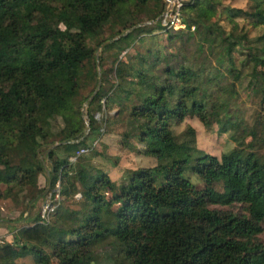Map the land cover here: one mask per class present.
Listing matches in <instances>:
<instances>
[{"label": "trees", "instance_id": "16d2710c", "mask_svg": "<svg viewBox=\"0 0 264 264\" xmlns=\"http://www.w3.org/2000/svg\"><path fill=\"white\" fill-rule=\"evenodd\" d=\"M224 1H190L183 9L187 29L175 31L159 20L165 0H0V201L25 203L32 212L45 192L39 179L46 176L49 191L60 181L65 197L81 194L92 205L85 224L71 231L67 250L62 248L65 233L58 237L53 221L40 223L41 214L18 231L24 249L31 245L37 252L45 245L54 256H64L60 264H91L94 246L112 237L129 264H264V161L235 153L213 156L198 150L194 128L181 136L174 130L190 117L209 126V85L221 89L230 78L234 93L245 68L252 78L254 73L264 80V33L253 40L238 22L264 28V0H249L246 10ZM223 16L233 23L229 31L221 26ZM141 18L157 23L151 29ZM108 24L121 39L98 57L100 31ZM156 27L173 33L171 43L188 45L197 38L195 53L183 55L182 63L160 51L155 59L138 52L121 58ZM99 68L101 88L90 101L99 86ZM86 89L88 96L82 93ZM213 109L220 134L245 123L227 105ZM116 110L129 117L123 146L136 140L138 155L154 157L158 164L127 171L126 188L107 199L109 175L101 170L76 174L70 158L89 147L88 139L100 135L107 122L105 115ZM187 172L219 183L227 198L218 201L213 187L198 189ZM158 175L165 176L161 187ZM72 176L80 186L71 184ZM30 189L35 192L28 197ZM106 209L116 213L114 229L103 224ZM14 245L0 242V264H13ZM47 259L42 252L40 261Z\"/></svg>", "mask_w": 264, "mask_h": 264}, {"label": "rangeland", "instance_id": "374dc122", "mask_svg": "<svg viewBox=\"0 0 264 264\" xmlns=\"http://www.w3.org/2000/svg\"><path fill=\"white\" fill-rule=\"evenodd\" d=\"M248 1L249 0H225L224 6L246 10ZM141 20L146 22L145 18H141ZM238 22L240 27L244 28L249 34V37L253 40L258 39V37L264 33V28L254 29L243 19H239ZM156 23L157 22H146L144 26H150L152 29L153 25ZM232 24V21L227 19L226 16L222 17L221 26L226 31L231 29ZM170 34L162 28L158 29V27H156L153 33H145L141 37L139 36L132 46L128 47L126 51L121 54V58L125 60L127 54L133 55V52H138L141 54L149 53L155 59L156 53L160 51L161 53L164 52L166 54L172 53L177 55L175 63H182L183 55H192L195 53V43L199 42L197 38L188 45L185 44L184 40H177L171 43L168 38ZM113 38L116 37L110 25H105L100 31L99 39V42L103 44H96V46L98 45V55L103 54L106 46H102L106 42L112 41ZM107 54L111 55L114 54V52ZM109 62H111V60H109ZM251 82H253V86L250 85ZM232 85V79L230 78L223 81L221 89L213 87V84L209 85V126H204L196 117H190L184 124L174 128L175 133L177 136H181L186 132L187 128H194L196 130L198 150L219 158L223 154L235 153L242 154L250 160L259 158L264 161V80L254 73L252 78V73L249 72V69L245 68V75L242 77L241 82L236 83L234 93H232ZM226 87H230V90L224 89ZM90 92V89H86L83 90L82 93L88 96ZM213 105L219 108L227 105L230 114L238 117L239 122H245L242 128L238 131L232 130L227 134H220ZM87 109L88 107L84 111L86 115ZM128 118V113H120L118 110L105 115L104 121L107 120V122L100 127V135L89 138L87 142L88 146L93 147L94 143L98 141L94 150L78 158L74 162L71 161L74 164V171L76 174L81 170H86L87 172L101 170L109 175L110 184L103 192V195L107 199L126 188L127 171L153 168L158 164L157 159L154 157L138 155L137 148L139 146L137 143L135 144L136 140H133L134 144L131 147L125 148L123 146L124 135L130 130V127L126 123ZM98 120H101V116H98ZM85 121H88L87 116ZM243 127L246 131H244ZM252 131H255L257 134L256 141H254V135L253 138L251 136ZM59 156L62 157L60 153ZM198 156L199 155H195L194 158ZM70 160H72V158H70ZM186 177L190 179L198 189L213 187L216 190L218 201H223L228 196L223 192L222 186L219 183L214 184L211 180L206 183L202 182L191 172H187ZM72 178L73 179L70 180L71 184L80 186L77 184V179L74 180V176H72ZM164 179V175H158L156 177L157 187H161L164 184ZM39 187L45 189V192L39 197L36 207L32 212L31 210H26L25 203L18 205L0 201V242H8L10 244H14V242L18 243L17 246L14 245L17 258L13 264H60L63 260L64 256L62 254L54 256L48 251L45 245H38L37 252L31 245H28V249H24L25 243L22 242L18 234L20 227L27 221L31 223L38 219L37 217L42 212L43 204L48 201L50 194L54 191H49L50 188L46 176L40 177ZM34 192L33 189H30L27 190L25 194L29 197L31 194L33 195ZM78 195L79 194L67 198L62 194L60 215L56 216L54 214L51 217V221L55 222V232L58 233V237L61 233H65L63 239L64 244L62 245L64 250H67L66 246H68L69 241L72 239L71 231L83 226L92 213L91 203L85 199L82 200V196L77 198ZM217 209H220V207ZM31 213L32 215L30 219H28ZM72 213H76L77 217L71 218L70 216ZM102 219L103 224L107 228H115L117 223L115 211L106 209ZM261 239L264 243V234ZM53 241L56 240L53 239ZM119 246L118 242L112 237L99 242L94 246L95 257L91 264H129V262L121 256ZM42 252L48 254L46 262L40 261Z\"/></svg>", "mask_w": 264, "mask_h": 264}, {"label": "built area", "instance_id": "2783aa9c", "mask_svg": "<svg viewBox=\"0 0 264 264\" xmlns=\"http://www.w3.org/2000/svg\"><path fill=\"white\" fill-rule=\"evenodd\" d=\"M192 0H165V10L162 16L160 17V21L162 26L167 30H175V31H184L187 29L185 24V16L183 14V9L187 3ZM195 30V27H192V31ZM98 141L94 143V146L82 148L76 154L75 158H72L71 161H75L84 155L89 154L94 150ZM79 194L77 198H80ZM62 186L59 182L52 194H50L48 201L43 204V209L41 212V221L42 224H49L51 221L52 215H54L57 209L62 204Z\"/></svg>", "mask_w": 264, "mask_h": 264}, {"label": "water", "instance_id": "95a60500", "mask_svg": "<svg viewBox=\"0 0 264 264\" xmlns=\"http://www.w3.org/2000/svg\"><path fill=\"white\" fill-rule=\"evenodd\" d=\"M130 32H132V30H129L128 32H126L125 33V36L126 35H128ZM119 39H121V36L120 37H117L116 39H114V40H112V41H108V42H106L102 47H104V46H107V45H109V44H111V43H113V42H116V41H118ZM98 57H99V55H98ZM99 73H100V81H99V86H98V89L96 90V92L93 94V96L91 97V99H90V101L91 100H93V98H94V96L98 93V91L100 90V88H101V84H102V79H101V68H99ZM88 104H86L85 105V108H84V110H83V114H84V119L86 118V114H85V109L88 107L87 106ZM88 118V117H87ZM86 124H87V128H88V133L90 132V122H89V120L86 122ZM88 133H87V135H88ZM58 145H55V146H53V148H55V147H57ZM50 186L51 185H49V188H50Z\"/></svg>", "mask_w": 264, "mask_h": 264}, {"label": "crops", "instance_id": "0c3cea01", "mask_svg": "<svg viewBox=\"0 0 264 264\" xmlns=\"http://www.w3.org/2000/svg\"><path fill=\"white\" fill-rule=\"evenodd\" d=\"M39 216H40V215H39ZM39 216H38V217H39ZM38 217H37V218H38Z\"/></svg>", "mask_w": 264, "mask_h": 264}]
</instances>
